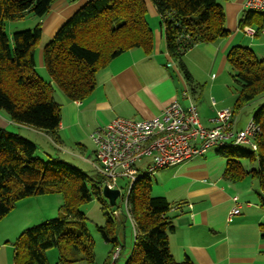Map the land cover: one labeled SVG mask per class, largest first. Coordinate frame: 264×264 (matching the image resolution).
I'll use <instances>...</instances> for the list:
<instances>
[{"label": "trees", "instance_id": "trees-1", "mask_svg": "<svg viewBox=\"0 0 264 264\" xmlns=\"http://www.w3.org/2000/svg\"><path fill=\"white\" fill-rule=\"evenodd\" d=\"M56 1L0 0V110L13 123L45 133L59 144L62 106L54 98L55 91L59 90L70 101L87 100L96 89L97 74L102 69L132 49L142 48L151 53L154 35L146 20L145 0H91L45 47L44 66L50 79H44L36 68L43 24L39 22L33 29L12 35L5 26L30 14L41 19ZM225 1L151 0L165 30L168 52L179 63L188 82L192 77L183 58L189 51L182 52L178 40L189 35L194 45H200L229 37L222 4ZM254 24L260 27L258 34L262 33L264 15L245 11L239 27ZM227 60L238 85L236 108L264 97V59L247 47L236 46ZM254 121L260 127L256 151L228 148L217 152L227 159L226 180H257L259 203L264 208V105L254 114ZM37 151L32 141L0 127V222L25 198L53 193H61L64 198L58 218L26 230L16 240V264H49L47 251L52 248L59 250L58 264L91 263L95 260L94 243L80 206L92 202L94 197H103L104 178L98 174L94 181L79 168L56 158L44 162L36 156ZM241 159L257 162L258 168L245 171ZM152 188L149 177H143L129 197L136 228L135 244L126 264H193L190 259L178 263L170 251L169 236L175 226L169 213L180 206L164 197L152 196ZM105 213L107 221L99 231L113 245V251L118 247L123 251L117 233L122 222L118 224L113 215L106 210Z\"/></svg>", "mask_w": 264, "mask_h": 264}, {"label": "crops", "instance_id": "crops-1", "mask_svg": "<svg viewBox=\"0 0 264 264\" xmlns=\"http://www.w3.org/2000/svg\"><path fill=\"white\" fill-rule=\"evenodd\" d=\"M89 1L57 0L43 18L32 19L34 25L43 24L42 38L36 50L37 71L46 70L45 47ZM245 1L226 0L222 3L230 31L227 38L239 36L242 30L239 22L246 11ZM153 35L151 53L142 48L132 49L102 69L97 74L96 89L87 100L70 101L62 92L55 91L54 98L62 106L57 146L74 145L84 155L88 151L86 143L92 142L91 134L116 118L152 119L174 102L184 107L189 105V98L184 93L194 97L188 88L191 81L188 82L177 61L170 56L164 28H155ZM170 62L171 67L168 66ZM216 109L215 112L219 110ZM210 117L204 120L207 123L201 119L203 124L209 125ZM12 125L29 136L40 132L17 125L8 116L0 114V127L8 129ZM212 161L215 157L198 156L172 167V179L165 180L166 173L157 177L155 188H161V191L155 194L156 197H164L180 206L169 213L175 226L169 236L174 259L178 263L190 259L193 264H264V208L259 203L257 180L246 181L247 177L237 183L228 181L224 177L226 166L221 167L223 163H220L221 169L213 171L210 168ZM170 181H175V185L169 186ZM234 197L239 198L241 214L229 220L228 213L235 206ZM16 237L17 233L14 238L8 237L0 242V264H16L13 242Z\"/></svg>", "mask_w": 264, "mask_h": 264}, {"label": "rangeland", "instance_id": "rangeland-1", "mask_svg": "<svg viewBox=\"0 0 264 264\" xmlns=\"http://www.w3.org/2000/svg\"><path fill=\"white\" fill-rule=\"evenodd\" d=\"M146 1V20L149 26L152 30L157 27L161 28V20L157 10L151 1ZM246 11L248 10L246 9ZM258 13L264 15L262 12ZM35 18L36 16L33 14L25 15L21 20L7 22L5 29L9 35L18 31L33 29L35 25H37V23L34 25L32 22V19ZM252 27L259 32L260 27L258 25L254 24ZM222 42L223 45L220 46ZM236 46L247 47L252 50L259 59H264V33H259L258 36L250 37L246 35L243 30H241L237 37L220 39L214 43L200 44L183 58V62L192 77L188 88L192 97L194 96L192 99L195 100L194 102L199 108L201 119L204 123H207L204 120H207L209 116H216V107L217 109L230 107V109L236 113L239 129H243L250 122L260 106L264 105V97H260L246 104L241 109L236 108L238 101V85L234 80L232 68L229 66V62L226 59L231 50ZM176 64L180 67L178 62H176ZM38 73L42 78L48 79L46 70H39ZM213 99L217 103L216 107L212 106ZM0 114L6 115V113L1 110ZM7 130L35 143L38 147L36 156L44 162H49L51 158H56L79 168L94 181L98 179V172L93 165L95 162V149L92 142L89 141L86 143L88 145V151L87 154L82 155L81 151L74 145L57 146L45 133L38 132V134L36 133L29 136L25 131L14 125L9 126ZM235 149L253 152L251 146L244 144L239 145ZM217 151V149H211L203 156L206 157V159L215 157V161H212V166H210V168L216 172L221 169L220 163H223L221 167L227 164V159ZM240 161L243 169L247 172H251L258 168V163L255 161H250L248 159H241ZM141 165L143 166L144 163H141ZM163 173H166V175H164L165 180L172 179L174 169L172 167L165 168L149 176L154 188L152 192V196L154 197H156L155 194H157L158 191H161V188L155 187L157 186L156 180L158 175H162ZM246 181H253V178L249 177ZM118 183L123 191L117 200L116 206H110L109 201L104 196L100 198L94 197L92 202L80 206V210L86 216L87 227L91 240L94 243L95 260L91 263L80 262L76 264H108L111 260V253V264L113 263V256L117 252V249L113 251V245L107 243L102 233L99 231V228L103 227L107 221L105 210L115 217L118 224L122 222L118 227L117 233L120 243L124 246V250L122 251L121 248L120 256L114 264H126L130 258L135 244V229L132 221L126 214L127 209L124 202L127 180L119 179ZM175 183V181H170L168 185H175ZM63 204L64 198L61 193L32 196L20 200L11 214L0 222V242H4L8 237L14 238L16 233V238L18 239L26 230L58 218ZM116 212L118 214H115ZM13 242L15 243L16 241L13 239ZM47 258L49 264H58L60 258L59 250L57 248L49 249L47 251Z\"/></svg>", "mask_w": 264, "mask_h": 264}, {"label": "built area", "instance_id": "built-area-1", "mask_svg": "<svg viewBox=\"0 0 264 264\" xmlns=\"http://www.w3.org/2000/svg\"><path fill=\"white\" fill-rule=\"evenodd\" d=\"M245 8L264 13V0H246ZM242 30L250 37L258 34L251 26ZM184 39L187 42L180 45ZM178 45L182 52H190L198 46L193 44L189 35L184 38L180 36ZM168 66L171 67L172 62ZM184 96L189 98L187 107L174 102L160 116L152 119L116 118L90 136L95 146L94 167L104 178L102 190L108 186L122 193L118 181L127 180L124 202L126 214L134 229L136 226L130 213L129 197L134 185L143 177L204 156L211 149L237 148L244 144L251 146L253 151L257 150L255 139L260 133V127L254 121V116L245 128L239 129L235 111L230 108L219 109L216 116L209 119V125H205L194 100L188 97V92ZM216 105L213 99L212 106ZM233 201L235 206L228 213L229 220L241 214L239 198L234 197ZM120 252L121 247H118L112 264L119 258Z\"/></svg>", "mask_w": 264, "mask_h": 264}, {"label": "water", "instance_id": "water-1", "mask_svg": "<svg viewBox=\"0 0 264 264\" xmlns=\"http://www.w3.org/2000/svg\"><path fill=\"white\" fill-rule=\"evenodd\" d=\"M103 196L109 201L110 206H116L117 200L121 196L120 190L111 189L105 186L102 190Z\"/></svg>", "mask_w": 264, "mask_h": 264}]
</instances>
